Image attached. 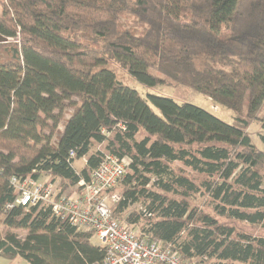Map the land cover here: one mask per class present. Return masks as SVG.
<instances>
[{"label": "trees", "instance_id": "16d2710c", "mask_svg": "<svg viewBox=\"0 0 264 264\" xmlns=\"http://www.w3.org/2000/svg\"><path fill=\"white\" fill-rule=\"evenodd\" d=\"M0 34L17 40L0 43L1 256L100 261L91 233L49 204L14 203L10 179L44 175L60 195L111 154L127 162L111 214L139 237L203 264H264V232L229 224L264 229V148L248 130L264 103V0H4ZM110 62L147 87L193 89L233 120L142 96Z\"/></svg>", "mask_w": 264, "mask_h": 264}, {"label": "built area", "instance_id": "2783aa9c", "mask_svg": "<svg viewBox=\"0 0 264 264\" xmlns=\"http://www.w3.org/2000/svg\"><path fill=\"white\" fill-rule=\"evenodd\" d=\"M127 162L114 155H104L92 171L89 181L79 180L73 191L58 194L54 183H43L27 176L10 179L16 190L14 203L49 204L54 216L77 230L91 233L104 250L100 261L90 264H203L183 259L154 240L139 237L138 231L116 219L111 205L118 201L114 188L125 173ZM12 204H6L10 208Z\"/></svg>", "mask_w": 264, "mask_h": 264}, {"label": "rangeland", "instance_id": "374dc122", "mask_svg": "<svg viewBox=\"0 0 264 264\" xmlns=\"http://www.w3.org/2000/svg\"><path fill=\"white\" fill-rule=\"evenodd\" d=\"M3 1L4 0H0V11H1V6L3 4ZM8 41L16 42L17 40L9 39ZM108 66L115 71L116 77L121 83H123L124 85L130 88L135 89L142 96H145L147 93H151V94L169 97L173 99L174 101H176L177 103L188 102V103L204 108L205 110L216 115L217 117H219L220 119H222L223 121L227 123H231L233 120V117H234L233 111L221 105L216 104L210 98L206 97L205 95L193 89H190L183 85L170 86V85H165V84H160V83L156 84L153 87H147L139 83L124 68H122L117 63L110 62ZM5 71L8 73V76L11 79V81H13L14 83L18 82L19 77H20V73H19L20 71L18 70L13 71L9 69H6ZM152 108L155 111H157L154 107ZM70 113H71V109L66 108L64 111V120L70 115ZM257 117L258 118L253 120V122L250 124V126L248 127V130L250 132L252 142L256 145V147H258L259 149H262L264 148V141L262 140V136H264V125H263L264 124V103L262 107L260 108L257 114ZM62 128H63V124L60 123L58 126V131L55 133V136L52 139L54 144L57 142V138L59 134L61 133ZM99 148H102V147L95 145L92 147V150L94 151ZM83 163H84V159H80L74 162L73 166L75 169L78 170L81 168ZM44 179H46V176L42 175L40 182H43L42 180ZM48 179L49 178L47 177L46 180ZM118 186H119V183L116 185L113 192H118ZM130 209L139 210V205L134 204L130 207ZM223 221L226 222L227 220L224 219ZM229 224L234 225L237 229L250 231L253 233L260 234L264 232V229L262 228H253V227L246 225L245 223L238 222V221H230ZM133 230L137 231V228H133ZM16 232H18V234H23V231H20V230ZM91 242L95 245H98L99 243L98 240L95 238H91Z\"/></svg>", "mask_w": 264, "mask_h": 264}, {"label": "crops", "instance_id": "0c3cea01", "mask_svg": "<svg viewBox=\"0 0 264 264\" xmlns=\"http://www.w3.org/2000/svg\"><path fill=\"white\" fill-rule=\"evenodd\" d=\"M0 264H30L26 260L16 256L13 258H6L0 255Z\"/></svg>", "mask_w": 264, "mask_h": 264}, {"label": "water", "instance_id": "95a60500", "mask_svg": "<svg viewBox=\"0 0 264 264\" xmlns=\"http://www.w3.org/2000/svg\"><path fill=\"white\" fill-rule=\"evenodd\" d=\"M8 38L3 36L2 34H0V43H5V42H8Z\"/></svg>", "mask_w": 264, "mask_h": 264}]
</instances>
